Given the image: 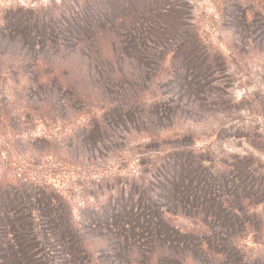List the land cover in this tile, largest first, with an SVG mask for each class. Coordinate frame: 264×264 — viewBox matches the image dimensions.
<instances>
[{
    "label": "rangeland",
    "instance_id": "rangeland-1",
    "mask_svg": "<svg viewBox=\"0 0 264 264\" xmlns=\"http://www.w3.org/2000/svg\"><path fill=\"white\" fill-rule=\"evenodd\" d=\"M0 264H264V0H0Z\"/></svg>",
    "mask_w": 264,
    "mask_h": 264
},
{
    "label": "trees",
    "instance_id": "trees-1",
    "mask_svg": "<svg viewBox=\"0 0 264 264\" xmlns=\"http://www.w3.org/2000/svg\"><path fill=\"white\" fill-rule=\"evenodd\" d=\"M30 82H31V84H33L35 81L32 78H30Z\"/></svg>",
    "mask_w": 264,
    "mask_h": 264
}]
</instances>
